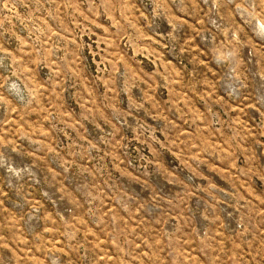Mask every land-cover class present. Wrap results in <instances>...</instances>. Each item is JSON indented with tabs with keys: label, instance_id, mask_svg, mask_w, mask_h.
Here are the masks:
<instances>
[{
	"label": "rangeland",
	"instance_id": "obj_1",
	"mask_svg": "<svg viewBox=\"0 0 264 264\" xmlns=\"http://www.w3.org/2000/svg\"><path fill=\"white\" fill-rule=\"evenodd\" d=\"M0 264H264V0H0Z\"/></svg>",
	"mask_w": 264,
	"mask_h": 264
}]
</instances>
